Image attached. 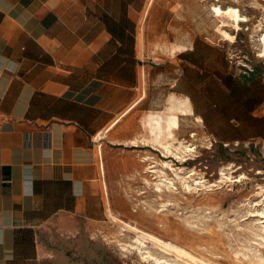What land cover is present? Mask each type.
I'll use <instances>...</instances> for the list:
<instances>
[{"label":"crops","instance_id":"obj_1","mask_svg":"<svg viewBox=\"0 0 264 264\" xmlns=\"http://www.w3.org/2000/svg\"><path fill=\"white\" fill-rule=\"evenodd\" d=\"M190 2L0 0V264H91L112 157L136 155L145 114L151 127L172 95L221 141L249 136L233 107L210 119L208 98L193 94L190 72L218 48Z\"/></svg>","mask_w":264,"mask_h":264},{"label":"rangeland","instance_id":"obj_2","mask_svg":"<svg viewBox=\"0 0 264 264\" xmlns=\"http://www.w3.org/2000/svg\"><path fill=\"white\" fill-rule=\"evenodd\" d=\"M214 5L223 10L233 6L241 17L217 14ZM190 6L193 13L202 12L203 34L218 48L209 50L205 71L190 72L193 94L208 98L213 108L210 119L218 115L216 106L233 107L238 116L234 120L236 133L249 136L224 142L205 124V119L196 120L194 115L181 118L175 136L159 137L162 142L173 143L184 138L196 145L192 154L180 160L163 144L152 143L158 135L152 126L148 127L145 114L141 137L132 141L139 144L136 155L112 157L107 216L91 221L88 229L91 264H158L152 258H143L135 247H122L123 243L135 244L134 231L123 228L122 221L177 243L212 264H264V217L260 214L264 210V53L260 51L264 0H191ZM219 27L229 36L224 37ZM196 44L194 48L199 46ZM226 91L234 98L233 104L222 101ZM246 110L251 112L247 118ZM216 127L218 134L231 135L229 127ZM146 156L152 158L146 160ZM161 160H172L185 170L193 168L194 176L203 179L208 187L199 186L189 193L174 178L179 192L164 189L163 195H158L152 184L158 173L149 171L148 162L174 177ZM222 170L229 174L227 178L221 177ZM148 245L157 256L177 264H193L187 256H176L151 242Z\"/></svg>","mask_w":264,"mask_h":264},{"label":"bare ground","instance_id":"obj_3","mask_svg":"<svg viewBox=\"0 0 264 264\" xmlns=\"http://www.w3.org/2000/svg\"><path fill=\"white\" fill-rule=\"evenodd\" d=\"M213 8H214L213 10L217 14L224 15L223 12H225V14L231 16L232 18L240 19L241 17L239 13L240 11H238V9L233 6H229L226 10H223V8L220 7L219 5H214ZM219 30L223 33L224 37L229 36V33L226 30H224L222 27H219ZM171 49L172 48L170 47V50ZM260 51L264 53V34L261 37ZM190 100L188 97H184L180 95H172V97L170 98V105L168 109L165 112H158V111L153 112L150 118V122L153 123V125L151 124L152 128L154 129V132H156L158 135L157 138H155L154 141H152V143L156 144L157 142V144L158 143L163 144V147L166 149L167 152H170L174 156V158H178L180 160L185 159L187 155L192 154L195 151L196 145L190 140H183L184 138L182 140H177V143H173L171 142V140L162 142L161 139H159V137H173L176 135V131L180 125V121H179L180 113L187 115L189 114L190 116L194 115L195 113L193 111L194 108L192 109ZM194 117L196 120H202L201 117L198 115H194ZM194 135L195 132H192L190 134V136L192 137ZM144 141L147 142L148 140L144 139ZM150 158L152 157L151 156L145 157L146 160ZM148 164H150L148 166L150 172L158 173L156 176H154L155 180L152 181V184L154 190L157 191L158 195L160 196L163 195L162 192H164V189L174 191L175 193L179 192L178 190L179 187L176 186L175 181L179 182L180 187H182L184 190L188 191L189 193H192L193 190L197 189L199 186L208 187V184L206 185L203 179H198L197 177L194 176L195 171L193 168L185 170L184 167L176 166L174 162H172V160H161V165L171 170L172 173L174 174V177H171L169 173L165 171L162 167L155 168L156 165L152 164V161H149ZM221 175H222L221 177L226 175V178L227 176H229V174L224 172V170H222ZM260 214H262V217H264V210L261 211ZM112 217L113 219H117L115 215H112ZM122 222L123 223L121 226L123 228L134 231L133 238L135 243V244L129 243L125 245L123 243L122 247L126 250L135 247L140 253V255L143 258H146V260L152 258L158 264H177L176 262L172 261V259L170 260L167 257L157 256L150 249V246L148 245V243L151 242L152 244L159 246L164 250L175 252L176 256L189 257L190 260L193 262V264H212L209 260L196 258L195 256L192 255V253L188 252L186 249H184L182 246L178 245L177 243L162 239L156 236L155 234L142 230L137 226H134L133 224H130L126 221H122ZM262 229L264 230V227H262ZM262 237L264 239V236Z\"/></svg>","mask_w":264,"mask_h":264}]
</instances>
